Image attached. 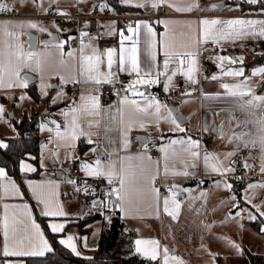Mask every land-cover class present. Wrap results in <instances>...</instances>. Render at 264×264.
Listing matches in <instances>:
<instances>
[{
	"label": "crops",
	"instance_id": "0c3cea01",
	"mask_svg": "<svg viewBox=\"0 0 264 264\" xmlns=\"http://www.w3.org/2000/svg\"><path fill=\"white\" fill-rule=\"evenodd\" d=\"M0 2L7 3L19 16L13 19H0V61L7 60L16 51L35 54L28 66L20 70L21 77L24 74H29L33 77V81L27 83L26 87L15 86V84L12 88L0 87V107L3 108L0 121L6 117L12 118L13 115H18L20 121L23 115H30L33 112L41 116L38 124L40 143L37 165L31 162L32 156L25 155L18 162L17 172H10L5 167L0 166L5 173V176L0 178V219L4 217L7 211L10 222L13 219L15 221L17 240H23L25 247L30 246L29 240L33 237L31 227L33 221L39 225L51 251L59 247L74 256L70 248L60 243L61 239L71 236L81 254V256L74 257L82 259L91 257L97 246L101 230L109 223L110 218L115 213H118L128 233L135 232L137 234L139 232L142 234L153 224L159 225L160 228L165 217L163 201L172 192L159 190V199L157 200L151 193V181L145 183L141 179L146 174H155L156 179L161 177L162 186L173 188V185H177L181 191L179 197H183L186 184H193L200 180L206 183L209 180L229 179L233 181L238 179L233 176L234 170L221 175L213 172L211 165L216 163L218 159L224 162L225 167L231 166L234 169V155L240 152L244 155L243 162L245 165H254V171L258 177L253 178L263 180L264 158L262 157H264V153H262L260 144L257 140V143H249L248 146H245L244 141L249 137L242 135L256 131L253 123L255 117L241 110L239 106L242 99L247 100L251 97L241 98L228 95L221 84H239L247 77V87L251 88L252 93L264 96V76L252 74L254 68L264 66V64H251V61L259 55H253L246 51L250 46L264 42V37L249 35L214 43L220 49L219 52H215L216 55L230 57L235 62L223 61L221 64L218 61L212 62L214 72L204 77L199 88H197L199 82L197 71L194 74L195 83L187 80L178 71L172 77L170 86L176 83L182 84L185 94L182 98L175 97L170 86L168 91H165L166 76H160L156 84L136 85L138 92L143 95L126 92L124 89L119 98L112 95L107 105L100 104L98 111L92 110L89 106L87 113L78 112L76 114L78 135L75 139H71L67 136L64 138L57 136V125L60 126L59 131L65 133V125L70 124L72 120L71 114L65 117L62 111H68L70 107H81V95L85 97L98 96L100 103V89L95 83L83 82L84 77L80 74L81 38L77 47L70 44L73 38V24H67L60 29L53 20L41 19L39 16L44 15L46 9L52 6L57 13H66V15L104 17L81 21L80 33L81 31L87 33L89 29L99 26L102 28L99 37L86 36L83 38L86 45L85 53L92 54L93 50L103 53L107 48L116 49L114 57L116 63L112 68L114 79L122 74L131 76L135 80L137 79L135 73L129 74L119 71L121 33L126 37L123 42L125 48L130 49L132 40L138 39L136 46L140 66L144 70L151 68L153 78H157V70L164 71L165 57L160 50L159 43L161 34L167 31L166 39L172 42L174 50L181 53L195 52L197 69L201 20H262L252 15L264 14V8L239 10L236 5L228 2V0H209L204 5H202V0H168V2L179 6L197 5L191 11H177L175 8L168 7L167 3L155 8L151 6L154 2L159 3V0H129L128 3L117 0L119 5L117 8L112 7L106 0H80V2L78 0H54V2L53 0H0ZM100 4H105L107 7L101 9ZM138 4H144V7L136 6ZM211 5L217 7H210ZM197 14L200 16L198 17ZM138 21L146 22L152 28L155 33L154 38L147 35L146 29L141 24L138 37L133 36L131 40L127 39L130 35L128 33L129 25L135 28ZM161 21L168 23L165 25ZM29 22L35 23L37 28L15 27L20 24L27 25ZM53 23L56 27H53ZM5 25L9 30L17 33L16 39L4 36L3 27ZM260 27L257 25L256 30L259 31ZM41 28L46 29V31H41ZM28 34L35 36V48L33 49H30L27 44ZM53 34L56 35L57 41L47 43L46 40ZM150 39L155 44L154 68L148 50ZM60 41H64L63 48L56 46ZM207 42L212 41L209 39ZM251 50L254 51L253 48ZM69 52H72L73 55L70 56ZM212 52L214 51L203 49L201 56L207 59ZM240 57L243 58L242 63L238 59ZM103 59L102 69L107 72V59L106 57ZM184 59L183 68L186 71L188 59L186 56ZM218 65L220 66L218 67ZM178 67H180L178 60L174 63L170 62L167 75H172L171 70ZM239 68L244 69L242 76L225 74L230 70H238ZM214 75L217 77L216 79H212ZM61 78H63V82ZM7 82V77H5V84ZM42 82L46 86L43 90L46 94L41 92L40 85ZM72 85H76L73 93L69 91V87ZM29 88L36 92L37 99L31 96ZM125 95L129 99L137 100L140 105L145 103V97H156L162 105L159 114V126L157 127L154 116L137 113L130 105H125L121 109L119 101ZM171 97L179 100L176 109L184 117V121L180 123V127L185 129L184 132L176 129L169 119L170 104L168 100ZM164 105L167 107H163ZM9 111L12 113L8 114ZM141 122L144 124L143 128L140 127ZM41 125L44 126L43 130H41ZM129 125H131L130 130ZM221 126H223L225 133L223 137L220 135ZM14 131L9 137L0 134V142L6 144V139L16 137L17 132ZM67 131L71 133V128ZM81 131L89 135H79ZM234 135H241L242 139L230 140L229 138L234 137ZM189 137L199 141L198 147L193 149L199 153V157L195 160L183 151L187 148V143L184 145L172 144L173 140L187 141ZM89 140L92 143H88ZM124 141H127L126 147ZM147 142H155L159 146L158 159H152L149 153L144 151ZM161 147L168 149L169 158L167 162L163 159L164 154L160 151ZM0 149L3 150L4 148ZM93 149L95 151H92ZM173 151L177 153L176 156L172 155ZM205 153L213 157L208 161V167H206ZM227 153H234V155L225 160ZM148 157L151 159L149 160ZM97 159L101 161L105 169L111 164L114 165L118 174L123 170L126 183L132 189L131 202L127 205L126 214H121L118 209L112 208L114 197L109 198V193L111 187L115 185H107L93 192L79 194L73 188L66 173L61 178L56 177L58 171L71 166L77 167L82 177H96L87 175L82 170V165L85 163L95 165ZM21 163L30 166L34 171H22ZM165 163L169 169L167 175L164 171ZM173 171H187L189 175L174 176L172 175ZM114 179L118 182V177ZM238 180L235 182L241 184L245 179ZM29 182H33L32 188L29 187ZM13 183L16 186L15 189L12 188ZM34 190L45 200L58 204L65 215L62 217L42 215L43 206L37 203ZM93 202L96 204L95 207H93ZM5 205L9 206L7 210ZM24 205H27V209L23 207ZM90 217H92L91 220ZM53 222L63 223V230L59 233H53L48 227ZM94 232L96 233L93 235ZM51 236H53V242L50 240ZM2 243L3 230L0 227V264H3L6 259L2 255ZM35 243L39 247L38 239ZM51 251H45L43 255L37 256L8 257L7 264H24L27 258L41 257ZM159 251L162 252L161 247H159ZM136 254L141 257L140 254ZM154 264L156 263L154 262Z\"/></svg>",
	"mask_w": 264,
	"mask_h": 264
},
{
	"label": "snow or ice",
	"instance_id": "6c2138e0",
	"mask_svg": "<svg viewBox=\"0 0 264 264\" xmlns=\"http://www.w3.org/2000/svg\"><path fill=\"white\" fill-rule=\"evenodd\" d=\"M54 2V0H53ZM80 2V0H78ZM129 0H122V3H128ZM250 3H256V0H249ZM167 3L168 7L175 8L177 11H191L193 7H196L197 5H184L179 6L172 4L168 2V0H159V3H152V7H159L162 4ZM136 6L144 7V4H138ZM99 7L101 9H104L107 7L105 4H100ZM210 7H217L216 5H211ZM0 9L4 11H10V8L3 3H0ZM61 15H66V13H59ZM161 23H164L167 25V21H161ZM143 24V27L146 29V33L149 37L155 36V33L153 32L152 28L146 23V22H137L135 28H133L131 25L128 27V33L130 34L127 39H132L133 36L138 37L139 35V28ZM201 43H206L209 39L213 43H218L221 40H227V39H235L239 38L241 36H260L264 37V20H244V19H230L227 21H222L219 19H213V20H201ZM220 25L221 27H214ZM260 25V30H256V26ZM29 27V28H37V25L35 23L29 22L27 25L20 24L16 25L15 27ZM86 26V25H85ZM53 27H56V25L53 23ZM41 31H46V29L41 28ZM57 31L59 29L57 28ZM3 34L6 37H11L13 39L17 38V33L14 31H11L8 29L7 25L3 27ZM51 35V34H49ZM88 34L86 32L81 31L80 37H81V48H80V74L82 77H84L83 82L84 83H95L97 85L100 84H106V83H113L114 82V74L112 72V68L114 63L116 61L114 60V57L116 55V49L114 48H107L104 50L103 53H99L96 50H93L92 54H86L85 53V47L83 38L86 37ZM167 37V31L163 34H161L160 38V50L163 53L165 59H164V71H158L156 72V77L153 78L151 68L148 70H144L141 68L140 63L137 58V44L138 39L132 40V47L125 48L123 46V42L125 40V36L123 33L120 34V40H121V47L119 49V71L120 72H128L129 74L135 73L137 76V79L132 80L129 82V84L126 87V92L130 93H136L138 95H143L142 93L138 92V89L136 88V85L139 84H156L158 83V77L160 76H166V80L164 82V90L168 91L169 86L172 81V77L176 75V73L179 71L182 75L185 76V78L189 81H192L195 83L194 74L197 71L196 69V53L189 51L187 53H181L179 51L174 50V46L172 42ZM64 41H60L56 46L59 48H63ZM19 47V46H16ZM155 44L152 39L148 41V50L151 60L153 61L152 67H155V59H156V53L154 51ZM35 54L34 53H24L23 51H16L5 61H0V87H8L12 88L15 84V86L19 87H26L28 79L27 77H21L20 76V70L21 68L28 66L29 61L33 58ZM69 55L72 56L73 53L69 52ZM187 57L188 59V67L185 71L183 68V65L185 63L184 57ZM104 57L107 59V72H104L102 69V65L104 63ZM218 59L223 61H229L231 63H234L235 61L232 60L230 57L226 56H219ZM241 63L243 58H238ZM179 61L180 67L174 68L171 70L172 75H167V72L169 71V63ZM220 65H218L219 67ZM244 73L243 68H239L238 70H230L226 75L230 76H242ZM253 75H262L264 76V66L254 68L252 70ZM5 77H7V84H5ZM217 77L214 75L212 79H216ZM63 82V78H61ZM248 84V78L246 77L244 81H241L239 84H233L229 85L227 83L221 84V87L226 90L228 95L231 96H239L241 98L250 96V99L247 100H241L240 102V108L241 110L247 112L249 115H252L255 117L253 120V123L255 125V133H243L242 135L245 137H249V139L244 141V145L248 146L249 143L255 144L257 143V140L260 144L262 153H264V96L260 95H254L252 93V90L250 87H247ZM46 86L43 84V82L40 85V89L42 94L44 93V88ZM240 89H246V90H240ZM23 98V97H22ZM55 99V98H53ZM81 107H70L68 111H62V114L65 117H68L69 114L72 116V120L70 124L65 125V133H61L59 131L60 126L57 125V136L64 138V137H70L71 139H75L78 135L76 129L78 127L77 124V116L76 114L78 112H85L87 113L89 110V106L92 110H99L100 103H99V97L98 96H89L85 97L81 95ZM145 103L143 105L138 104L137 100L135 99H129L127 95L122 97L119 101L121 105V109H123V106L130 105L132 106L137 113H142L145 115L154 116L156 118L157 127L159 126L160 121V111H161V103L156 97H145ZM163 107H167L164 105ZM258 110V111H257ZM169 111V119L171 123L175 126L176 129H179V131L184 132L185 129L180 127V123L177 117L173 116L171 109ZM3 115V108L0 107V117ZM54 123V122H52ZM131 125H129L130 130ZM140 127L143 128L144 124L143 122L140 123ZM44 126L41 125V130H43ZM71 128V133H68V129ZM51 131V129H49ZM223 126H221L220 135L223 137L224 135ZM79 135H89L88 133L80 132ZM230 140H241V135H234V137H230ZM88 143H92L91 140L88 141ZM187 143V148L183 149V151L189 155L192 159H197L199 157L198 151H195L193 149L198 147L199 141L192 140L191 137L185 140H173L172 144L176 145H184ZM125 147L127 146V141H124ZM7 145L3 142H0V148H6ZM92 151H95L93 149ZM160 151L164 154L163 159L165 162H167L169 158V152L168 149L165 147H161ZM173 156H176L177 153L173 151ZM234 155V153H227L225 154V160L228 159V157ZM264 158V157H262ZM150 160L151 158L148 157ZM213 159L209 154L205 153V162L206 167H208V161ZM22 171H34L30 166L25 165L24 163H21L20 165ZM247 167V165H245ZM82 170L85 171V173L89 176H96V177H104L108 180L109 185H113L115 183V179L118 177V185L111 187V192L109 193V198L114 197V200L112 201V208L118 209L121 214L127 213V205L131 202V194L132 189L128 186L126 183V177L123 174V170L118 174L115 171L114 165H109L108 168H104V166L101 164V161L99 159L96 160L95 165H89L87 163L82 165ZM211 170L216 173H220L221 175L233 171L234 169L231 166H224V162L220 160H216V163L211 165ZM165 174H168V167L167 163H165ZM262 171H264V167H262ZM172 175H189L187 171L183 172H176L173 171ZM5 176L4 170L0 168V178H3ZM141 179L147 183L151 181V193L159 199V189L155 187V180L156 175L155 174H146L141 177ZM33 182H29V187L32 188ZM15 184H12V188L15 189ZM173 188L175 185L172 186ZM224 187L228 190H231L232 186L231 184H228L225 182ZM255 187V185L249 184L248 189H251ZM18 191V190H17ZM34 195L36 196L37 203L42 205V215L46 217H62L65 215L63 209L58 204H53L48 200H45L40 194H38L34 190ZM203 195V193H201ZM235 199V198H233ZM171 202L174 204V208L170 211L169 210V203ZM246 202L251 203V200L246 198ZM96 204L93 202V207H95ZM103 206V204H102ZM5 209L9 207L8 205L4 206ZM15 207V206H14ZM25 209H27V205L23 206ZM233 207H236L235 204H233ZM253 207L256 208L257 211L261 212V215H264V211L261 210L260 205H253ZM163 210L165 213L170 215L172 219H176V215L179 210V204L175 202V193H171L170 196L165 197L163 201ZM103 214V213H102ZM30 215V213H29ZM239 215V213H237ZM250 219H255L256 217L254 215L249 216ZM14 219L12 222L9 220V216L7 214V211L5 212V215L2 219H0V227H2L3 230V243H2V255L5 257V261L3 264H7V258L8 257H24V256H37V255H43L45 251H51L48 241L45 240L43 233L40 231V227L38 224H36L34 221L32 222V229H33V237L29 240V247L24 246L23 240H17L16 237V229L14 227ZM48 227L51 229L53 233H59L63 230L64 224L59 222H53L48 225ZM38 239L39 247H37V244L35 241ZM226 239V238H225ZM60 243L62 245H65L66 247L70 248L71 251L75 255H80V253L77 251L76 245L73 243V238L71 236L67 237L66 239H61ZM228 243L231 245V247L235 248L238 252L240 251L239 245L233 244L231 241H228ZM135 244V252L140 254L142 257H145L147 259H150L151 261H157L159 256V242L156 240H143V239H137L134 242ZM171 261L174 262V264H183V261H181L177 257H172ZM163 264H170V259L168 255V250H164L163 255Z\"/></svg>",
	"mask_w": 264,
	"mask_h": 264
},
{
	"label": "rangeland",
	"instance_id": "374dc122",
	"mask_svg": "<svg viewBox=\"0 0 264 264\" xmlns=\"http://www.w3.org/2000/svg\"><path fill=\"white\" fill-rule=\"evenodd\" d=\"M207 1L209 0H202V5ZM259 1L264 2V0H256V3H250L249 0H228L239 10L246 8L245 4L254 5ZM246 51L260 56L264 53V42L252 45ZM218 57L212 52L207 59L203 58L211 64L217 61L221 64ZM168 101L172 107H177L179 104V100L172 97ZM10 113L12 111L8 112ZM18 122V115L1 119L0 134H5V137L12 136ZM235 181L239 180L217 179L206 183L200 180L186 184L183 197H179L180 187L175 185L171 192L175 193V202L179 204L176 219L165 213L160 228L159 225L153 224L142 234L132 233L134 242L137 239L158 241L162 252L159 251L157 261H152L156 264H163L165 249L168 250L170 264H174L171 261L172 257L179 258L183 264H252L250 256L258 259V263L255 264H264V215L253 207L260 205L261 210L264 211V178L263 180L245 179L241 184ZM225 182L231 184V190L224 187ZM249 184L255 187L248 189ZM246 198L250 199L251 203L246 202ZM233 204L236 207H233ZM173 208L174 204L170 200L169 210ZM250 215L256 218L250 219ZM228 241L239 245L240 251L231 247ZM73 255L81 256L74 253Z\"/></svg>",
	"mask_w": 264,
	"mask_h": 264
},
{
	"label": "trees",
	"instance_id": "16d2710c",
	"mask_svg": "<svg viewBox=\"0 0 264 264\" xmlns=\"http://www.w3.org/2000/svg\"><path fill=\"white\" fill-rule=\"evenodd\" d=\"M106 2L114 8L119 7L117 0H106ZM244 6L248 9H259L264 8V2L259 1L258 4ZM251 64H264V53L251 61ZM29 92L34 99H37L36 92L32 88H29ZM40 120L41 116L34 112L23 115L19 123L15 125L17 136L6 139L7 147L0 149V166L10 172H17L18 162L25 155L32 156L31 162L37 165ZM52 237H50L51 241ZM250 257L252 264L258 263V259ZM24 264H154V262L143 259L134 252L133 236L124 230L123 222L118 213H115L101 230L91 257L86 259L74 257L67 250L56 247L44 256L27 258Z\"/></svg>",
	"mask_w": 264,
	"mask_h": 264
},
{
	"label": "built area",
	"instance_id": "2783aa9c",
	"mask_svg": "<svg viewBox=\"0 0 264 264\" xmlns=\"http://www.w3.org/2000/svg\"><path fill=\"white\" fill-rule=\"evenodd\" d=\"M3 4H6L10 11H4L0 9V19H13L19 17L16 11L10 7L5 2H0ZM199 17L200 15L197 14ZM257 16L264 20V14H258V15H252ZM41 19H51L54 21V23L60 28H64L67 24H73V38L70 41V44L73 46H78L80 43V25L81 21L83 20H90V19H102L104 17L100 16H94V15H61L55 11V9L52 6H49L45 14L42 16H39ZM123 17V16H120ZM102 31V28L96 27L94 29H89L87 31L88 37H99L100 33ZM203 49H209L214 52H219V47L212 43V42H206V43H199L198 44V59H197V76H198V84L197 88H199L200 82L204 79V77L207 74H211L214 72V67L210 62H208L206 59H204L201 56V52ZM132 77L128 75H118L113 83H106V84H100L97 85L100 89V104L101 105H107L109 103V99L112 95H115L117 98L120 97L122 91L126 89L127 85L130 81H132ZM76 85H72L69 87L70 92H74ZM170 90L174 92V96L177 98H182L185 96L184 94V86L180 83H176L170 86ZM144 151L149 153L150 157L152 159H158L159 157V146L155 142H147L146 147L144 148ZM234 174L233 176L238 179H249L253 177H258V175L254 171V165H250L245 167L244 164V155H242L240 152L235 153L234 155ZM69 180L72 183L73 188L79 193H89L96 190L101 189L104 186L109 185L108 180L103 177H82L80 174V171L77 167L71 166L68 168L66 172ZM161 177L157 178L155 180V187L159 190H163L165 192L173 191V188L168 186H162L160 182ZM115 186L118 185V182L115 179V183L113 184Z\"/></svg>",
	"mask_w": 264,
	"mask_h": 264
},
{
	"label": "water",
	"instance_id": "95a60500",
	"mask_svg": "<svg viewBox=\"0 0 264 264\" xmlns=\"http://www.w3.org/2000/svg\"><path fill=\"white\" fill-rule=\"evenodd\" d=\"M27 38H28L27 44H28L29 48L30 49L35 48V40H36L35 36L32 35V34H28ZM55 41H57V37H56L55 34H53L50 38H48L46 40L47 43H52V42H55ZM23 77H27V79H28L27 83L33 81V77H31L29 74H24ZM170 109L172 111L173 116L178 118L179 123H182L184 121V117L180 113H178L176 107L170 106ZM11 116H12V114H11ZM249 157H250V155H249ZM67 170H68V168H64V169L58 171L56 173V177L57 178H61L67 172ZM170 252H173V251H170Z\"/></svg>",
	"mask_w": 264,
	"mask_h": 264
}]
</instances>
